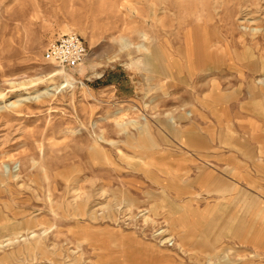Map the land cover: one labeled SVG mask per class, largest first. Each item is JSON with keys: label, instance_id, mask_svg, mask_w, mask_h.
<instances>
[{"label": "rangeland", "instance_id": "rangeland-1", "mask_svg": "<svg viewBox=\"0 0 264 264\" xmlns=\"http://www.w3.org/2000/svg\"><path fill=\"white\" fill-rule=\"evenodd\" d=\"M263 1L0 0V106L52 90L20 112L0 111V242L14 236L2 223L24 235L0 249V264H264V103L258 116L240 109L256 106L247 96L253 83L264 91ZM245 12L259 33L248 34ZM68 33L87 49L75 70L43 60ZM153 49L223 53L192 83L152 88ZM206 59L196 64L208 67ZM55 71L71 86L62 76L45 80ZM36 79L28 91L9 84ZM214 80L213 98L193 99ZM130 121L147 124L150 144ZM188 125L213 140L210 148L182 144ZM208 171L217 179L206 188ZM182 214L190 244H180L186 224L183 233L169 228ZM30 230L39 235L33 251Z\"/></svg>", "mask_w": 264, "mask_h": 264}, {"label": "crops", "instance_id": "crops-1", "mask_svg": "<svg viewBox=\"0 0 264 264\" xmlns=\"http://www.w3.org/2000/svg\"><path fill=\"white\" fill-rule=\"evenodd\" d=\"M154 51V52H152ZM212 54H210L209 56L212 58H216L221 56V53H223L222 50H215L213 49ZM194 57V61H192V63L190 64H184V60L182 59L183 57ZM197 57H204V54H202L201 52L198 54L193 50H180V49H175V50H158V49H154L151 50V52H149L147 59H146V64L147 66H149L148 68H150V76H149V81L151 83V87L153 88L156 85V82L158 81H163L165 80L166 83L165 85H167L168 87L170 86H174L175 83H188V81H190V83L194 82L198 77H200V75H198V73H208V72H212L213 69H217L218 66H220L219 62H221L220 60H213V63L210 64L208 67L205 66L204 64H196V60ZM91 68V65L88 67ZM85 78H88V73L86 72L84 75ZM99 76H97V78H99ZM89 79V78H88ZM164 81V82H165ZM219 83L216 82L215 80L209 83V90L206 94L203 95V97H197L193 96V99H197L201 101H205L208 98H213L212 96H214L215 90H219L218 87ZM255 83H253V86L251 87V90L247 92V96H248V100L251 103H255L256 106H252L251 108L248 107H243L241 105V111L245 114H249L250 116H258L259 115V111H260V105L262 103H264V91H260L259 88L257 86H254ZM262 89H264V82H262ZM167 93L164 94V99L166 98ZM192 96V94H191ZM207 96V97H206ZM230 99H228L229 101ZM237 100H240V98H238ZM236 100V101H237ZM196 110L194 109V111H190L189 113H184V117L185 118H190L192 117V114L195 113ZM262 115V114H261ZM132 123L135 124V122L130 121V128H132ZM168 123L171 124V126H176V122L174 119L172 120H168ZM140 127V129L138 128ZM138 128V129H137ZM191 125L185 126L184 129L181 132V139H182V144L189 148L192 149L194 151L197 150H202V149H208L210 148V142L213 141H208L204 138L199 137L198 135H195V133H193V131H191ZM133 129V128H132ZM135 131L138 132V134H140L141 136H146L147 139L145 138V143L150 144V141L148 139L149 137V132H148V128H147V124H143V125H139L137 126L135 129H133ZM129 132V130H128ZM128 134V133H127ZM126 133L122 134V135H127ZM129 138L132 136H128ZM133 138H130V140H132ZM131 146H134L136 143H139L138 140L135 142H130ZM148 141V142H147ZM114 142V141H113ZM116 145V144H114ZM152 145V143H151ZM127 158H131L129 156H127ZM253 163H255L258 166L262 165V160L257 159L255 160ZM202 182L204 183V186H206V188L209 187V185L211 183H213L215 181V179H217L215 177V174L213 171H208L204 177L201 178ZM209 191V190H207ZM260 209L259 212H262V216H264V202L260 201L259 203ZM199 213V212H198ZM195 215V213H194ZM198 215V214H197ZM186 215L182 214L180 215L179 219L173 220V223H170L169 228L171 230L175 229L176 231L179 232V230H181L183 227H185V218ZM187 226V230L186 232L182 231L183 233V240L180 241V244H190V242L193 240V235L192 232H194V230L192 229H188V224H186ZM200 226V225H198ZM197 232H200V230H197ZM195 232V234L197 233ZM180 233V232H179ZM248 241L246 240V243Z\"/></svg>", "mask_w": 264, "mask_h": 264}, {"label": "bare ground", "instance_id": "bare-ground-1", "mask_svg": "<svg viewBox=\"0 0 264 264\" xmlns=\"http://www.w3.org/2000/svg\"><path fill=\"white\" fill-rule=\"evenodd\" d=\"M255 1V0H254ZM248 2H250V1H248ZM257 2H258V0H257ZM264 2V1H263ZM262 2V3H263ZM252 3H254V2H252ZM262 3H259V5L260 4H262ZM258 4V3H257ZM264 4V3H263ZM256 6V5H255ZM258 6V5H257ZM248 7H250V6H248ZM260 7H262V6H260ZM242 8V7H241ZM255 9H256V7H255ZM258 9V8H257ZM264 9V8H263ZM263 9H262V12L261 11H259V12H261V14L262 13H264L263 12ZM258 10H260V8L258 9ZM244 11V10H243ZM256 12V14H257V11H255ZM255 12H253V13H255ZM245 13H247V12H245ZM244 13V14H245ZM250 13V12H249ZM249 13H247V14H245L244 15V17L242 18L245 22H246V24H247V28H248V30H249V33L248 34H250V35H255L256 33H259L260 32V30H259V28H256V27H254L252 24H253V21H254V18L252 17V15H249ZM252 14V13H251ZM258 14H260V13H258ZM263 15V14H262ZM255 17V16H254ZM262 22H263V20H262ZM258 23V22H257ZM252 25V26H251ZM262 26V25H261ZM241 35H243V34H241ZM240 38H241V36H240ZM264 38V37H263ZM154 50V49H153ZM213 50V49H212ZM212 50L211 51H209V50H206V49H203V50H201L200 52L202 53V54H204V57H208V58H210V60L211 61H209L208 59H206L205 60V62L206 63H208V65H210V64H212L213 62V60H215V58H212V57H210L209 55L210 54H212L211 52H212ZM226 50V49H225ZM261 50V49H260ZM199 52V53H200ZM244 53H246V52H244ZM201 58V57H200ZM213 60H212V59ZM109 60V63H114L115 61H116V58H110V59H108ZM55 76H62L63 77V79H64V81H65V85L66 86H71V81H72V79H70L69 78V76H67L66 74H64V72L63 71H55V73L54 74H52V75H49V76H47L48 78H45V80L46 81H50V83L51 84H53V80H54V78H55ZM43 80H41V79H36V80H33V81H27V82H20V83H12V82H10L9 84L12 86V87H16V88H18L19 90H24V91H28L30 88H33V87H35V86H37L40 82H42ZM262 81V80H261ZM82 88H84V89H86L87 90V87L86 86H84L83 84H82ZM50 91H52V90H46L45 92H42V93H39V94H36L35 96H31V93H28V92H26V95H27V97H24V98H21V99H17V100H15V101H13V102H11V103H9V104H5V105H3V106H0V111H2V110H6V109H9V110H12V111H19L20 112V110L23 108V106L25 105V104H28V103H30V102H37V101H39V100H41V99H43V98H46V97H49L50 95H48V93L47 92H50ZM32 94H35L34 92L32 93ZM3 97H4V95L3 94H0V101H1V99H3ZM3 104V103H2ZM117 123V122H116ZM117 124H119V122L117 123ZM136 124V123H135ZM135 124L134 123H132V126L134 127L135 126ZM3 125V124H2ZM120 125V129L121 130H123L124 132H126V125L125 126H123L122 125V123L121 124H119ZM139 125V124H138ZM2 127V126H1ZM4 127V126H3ZM139 129H140V127H138ZM137 128V129H138ZM141 130V129H140ZM99 139L100 140H102V141H106V140H104V138H103V136H100L99 137ZM112 143L113 142H111V145H112ZM42 173H43V175H44V177L45 178H47V171H46V169L45 168H42ZM10 178H12V179H14L15 181H19V179H20V176H19V173H17V172H14V173H12L11 175H10ZM20 182V181H19ZM18 184V183H17ZM78 186V185H77ZM20 187V186H19ZM30 187V186H29ZM32 189V188H31ZM75 189V188H74ZM34 190V189H33ZM76 190V189H75ZM78 191V190H77ZM79 194V193H78ZM75 196V195H74ZM75 198V197H74ZM82 198V197H81ZM86 198V197H85ZM49 199V198H48ZM87 199V198H86ZM85 199V200H86ZM82 200V199H81ZM80 201V200H79ZM77 201H76V199H75V203H76ZM67 204V203H66ZM95 206V205H94ZM5 210V209H4ZM145 219H147V218H145ZM147 221V220H146ZM2 224H5L6 225V228H5V230L6 231H11V234L12 235H14L13 236V238L12 237H5V239H4V241H2V242H0V249H2L3 247H5V246H13L14 244H19V240L21 239V238H23L24 237V235L21 233V231H19V230H16L12 225H9V224H6V223H2ZM29 224H31V223H29ZM28 224V225H29ZM40 226V225H39ZM49 228H51V226H49ZM43 229V228H42ZM45 230V229H44ZM36 232V231H35ZM35 232L34 231H32V230H30L29 231V233L26 235V236H28V235H32L33 234V236L31 237V239L30 240H32L33 241V244H31L32 245V247H30V249L29 250H34L35 248H36V246H37V244H40L39 243V241L37 240V238L39 237V235H36L35 234ZM166 235V234H165ZM10 236V235H9ZM162 236V235H161ZM162 238V237H161ZM28 241V240H27ZM26 240H24V242L23 243H26L27 242ZM28 243V242H27ZM72 253H74V251L72 252ZM9 258V257H8Z\"/></svg>", "mask_w": 264, "mask_h": 264}, {"label": "built area", "instance_id": "built-area-1", "mask_svg": "<svg viewBox=\"0 0 264 264\" xmlns=\"http://www.w3.org/2000/svg\"><path fill=\"white\" fill-rule=\"evenodd\" d=\"M87 57L83 40L75 33H68L50 42L44 52L43 60L62 70L78 69Z\"/></svg>", "mask_w": 264, "mask_h": 264}]
</instances>
